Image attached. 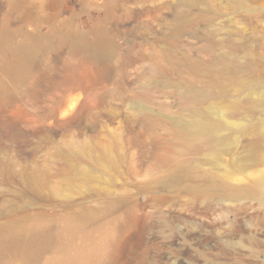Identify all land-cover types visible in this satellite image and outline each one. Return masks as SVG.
I'll return each mask as SVG.
<instances>
[{"label": "rangeland", "instance_id": "1", "mask_svg": "<svg viewBox=\"0 0 264 264\" xmlns=\"http://www.w3.org/2000/svg\"><path fill=\"white\" fill-rule=\"evenodd\" d=\"M1 34L0 264H264V0H0Z\"/></svg>", "mask_w": 264, "mask_h": 264}, {"label": "bare ground", "instance_id": "2", "mask_svg": "<svg viewBox=\"0 0 264 264\" xmlns=\"http://www.w3.org/2000/svg\"><path fill=\"white\" fill-rule=\"evenodd\" d=\"M95 37H100V36L96 35ZM101 38H102V36H101ZM75 39L82 42V44H81L82 47L91 48L92 50H94V52H95V49H94L95 47L92 48V46H95V45L102 46V44H101L102 42L101 43L97 42V43L92 44L91 43L92 41L89 42V41L85 40V38L82 35H77L75 37ZM98 40H100V39H98ZM93 41H94V39H93ZM43 43H44V39L40 38V36H37V37H34L33 39H31L30 42H28L27 44L15 48L13 50L14 51L13 55L11 57H9L7 62H6V71L10 75H12L13 77H19L20 75H22V73L28 68L30 61L33 59L34 55L42 47ZM5 44H6V38H5V36H3V34H1L0 35V51L6 50V49H4V48H6ZM104 44L105 43L103 42V45ZM106 47H107V45H106ZM96 48H98V47H96ZM105 48L103 46V49H105ZM98 50L99 49H97V51ZM104 52H105V50L103 51V53ZM3 87L4 86H2V83L0 82V92L5 90ZM239 109H240V107H236V108H234L233 112L234 113L239 112ZM49 241H50V237L37 234L31 238H28L25 240L23 239L22 248H20V249L23 251L24 256L27 257L28 262H29L31 259H34L37 256V254L40 252V250L45 245H47ZM10 242L12 243V241H10ZM13 242H15V240ZM13 245L15 246V243ZM16 245L19 246V241H18V243L16 242ZM20 245H21V242H20Z\"/></svg>", "mask_w": 264, "mask_h": 264}]
</instances>
